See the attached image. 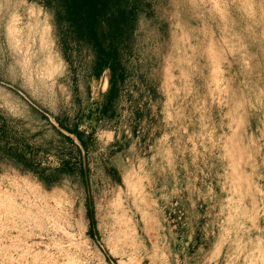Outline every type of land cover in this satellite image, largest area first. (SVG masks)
<instances>
[{
    "label": "rangeland",
    "instance_id": "1",
    "mask_svg": "<svg viewBox=\"0 0 264 264\" xmlns=\"http://www.w3.org/2000/svg\"><path fill=\"white\" fill-rule=\"evenodd\" d=\"M0 264H264V0H0Z\"/></svg>",
    "mask_w": 264,
    "mask_h": 264
},
{
    "label": "bare ground",
    "instance_id": "2",
    "mask_svg": "<svg viewBox=\"0 0 264 264\" xmlns=\"http://www.w3.org/2000/svg\"><path fill=\"white\" fill-rule=\"evenodd\" d=\"M140 194H141V193H140ZM127 195H128V194H127ZM137 197H138V196H137ZM117 202H118V201H117ZM128 215H129V214H128ZM124 216H125V215H124ZM131 216H132V215H131ZM125 217H127V216H125ZM129 217H130V216H129ZM120 219H121V218H120ZM126 226H127V224H126ZM126 226H125V227H126ZM120 227H121V226H120ZM129 227H130V226H129ZM129 227H128V228H129ZM118 229H119V228H118ZM131 230H132V228H131ZM119 231H120V230H119ZM122 231H124V230H122ZM126 231L129 232V230H126ZM124 233H126V232L124 231ZM128 235H129V234H128ZM124 236H125V234H124ZM130 237H131V236H130ZM129 240H130V239H129ZM124 241H125V240H124ZM119 242H120V241H119ZM121 243H122V242H121ZM121 243H120V244H121ZM110 244H111V242H110ZM122 244H123V243H122ZM117 245H118V244H117ZM113 251H114V250H113ZM145 252H146V251H145Z\"/></svg>",
    "mask_w": 264,
    "mask_h": 264
}]
</instances>
